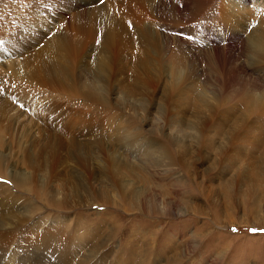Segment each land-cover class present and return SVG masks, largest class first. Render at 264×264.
Returning <instances> with one entry per match:
<instances>
[{"label": "rangeland", "instance_id": "374dc122", "mask_svg": "<svg viewBox=\"0 0 264 264\" xmlns=\"http://www.w3.org/2000/svg\"><path fill=\"white\" fill-rule=\"evenodd\" d=\"M116 1L118 0H0V70H3V65H7L3 63L10 60L34 61V54L44 49L52 38L65 34L66 31L76 33L84 22L81 16L91 26L92 15L96 11H105L108 7L117 8L116 12L122 16L131 41L138 44L141 51V54L134 58L140 63L136 66V76L111 68L108 71L110 74L104 77L97 66L96 47H101V39L106 29L102 25L96 27L99 36L96 35L93 46L90 45L93 31L91 28L89 31L88 28L81 27V24L80 30L86 29L85 41L88 39L89 43L86 49H78L75 55L78 62H69L74 71L72 77L76 81L82 78V83L89 88L97 86L98 83L103 86L106 96L105 92L101 93L107 104L96 102L94 95L89 96L93 97L92 100L80 98L82 106L73 101L69 102L66 98L59 99L57 95L53 97L56 101L59 99L56 102V107L59 108L56 116L62 121H71V118L76 116L74 111L82 116L88 113L95 123L103 120L106 138L101 136L104 133H98L103 152H99L96 146L86 141L90 138L86 139V136L80 134V138L77 137L71 128L53 129L44 122V118L37 123L38 128L46 133L52 146L58 138L65 142L72 141V135L74 141L81 140L84 143L85 149H92V159L94 156L100 159L91 160L87 167L91 172L90 176L77 156L70 155L66 150L62 151L55 164L52 159L47 158L48 155L43 158L52 162L50 173V168L36 155L42 144L37 145L32 135L25 132L22 133L23 139L19 140L17 132L14 133L8 125L13 123L6 124L5 120L2 121L5 122L1 127L6 133L0 138V154L16 160L14 171H22L23 175L31 176L32 182H37L38 173L42 179L43 176L46 180L49 178L48 184L52 182L50 185H54L60 197L70 193L69 178L63 180L67 172L80 173L88 179L92 192L94 189L99 190L100 181L97 178H100L102 173L98 175L97 172L101 166L105 169L107 155L117 154L115 151H119L116 146L118 137L126 135L130 140L139 138V143L146 142L151 155L144 152L139 156L149 169L139 171L135 180L140 182L138 185L142 189L144 179L149 180L155 191L153 196L159 200L160 205H169V208L165 215L152 216L144 214L141 210L128 212L123 206H120L123 209L120 210L116 209L118 207H104L101 203L92 205L89 201L78 208L74 207L71 200L61 209L49 207L50 205L43 203L37 196L34 197L33 193L19 191L4 174L2 176L6 177H0V181H4L0 182V211L3 212L2 206L6 199L4 197L10 193L15 195V199L20 198L17 200L19 202L12 201L19 205V209L36 208L32 220H40V223L22 222V225L13 231L14 234L17 233V238L14 237L15 244L10 247L9 252L16 253L17 249L14 248L21 242L20 234L25 232L23 235H27L31 232L32 225L40 229L50 227L51 230L56 227L57 231L64 233L61 245L67 242V237L76 227L95 230V225H103V229L100 228L99 232L97 230L99 239L87 242L86 248L89 250L98 246L100 254L108 258V264H113L116 258L122 257L128 261L131 258L133 264H150V261L151 264H264V154L261 155L264 153V146L260 155H249L248 152L256 149L252 142H249L248 146L241 140V137L248 136L244 129V111L220 110L229 109L239 98H233L221 88L216 77L205 71L183 78L174 85V80L166 74L165 63L159 61L158 48L154 44V41H157L159 46L168 43L165 36L169 33L162 21L159 18L156 21L157 17L152 15L148 5L143 9L138 8L136 0H122L121 4ZM251 5L248 4L247 7L250 8ZM211 9L208 6L201 12L202 22L205 16L211 13ZM262 13L264 14V11ZM262 17L264 20V15ZM34 21H38L37 27L33 26L32 29ZM137 25L148 28L151 26L159 38L155 40L154 33L138 28ZM250 27L252 28L253 24ZM174 35L187 40L185 34ZM174 35H169L170 50L176 48ZM126 61L124 59V62ZM190 67V63H185L184 69ZM145 68L150 71L149 76L153 80L146 78ZM241 68L239 62L230 67L235 77L229 81V91L238 89L240 85L244 87L241 96L246 90L254 91V79L259 80L264 89V72L249 71L248 75H245L241 73ZM194 88H197L198 92L192 94L191 90ZM128 91L133 94L128 96ZM209 103L214 104L212 112L208 111ZM222 103L224 106L218 108ZM27 110L29 111L30 107ZM230 113L231 120H227L226 115ZM36 114H27V123L25 121L23 124L28 126L29 120ZM92 118H88L87 122L91 123ZM235 125L242 126L239 133H234L231 138L230 129ZM64 127L71 126L66 124ZM249 133L250 137L255 139L260 133L264 136V128H252ZM24 138L27 141L22 148L18 141H24ZM253 139L250 141H254ZM144 155L147 156L141 159ZM120 158L131 157L122 154ZM134 160L136 159L132 158V161ZM100 161L102 163H99ZM136 163L142 164L139 161ZM128 164L129 162L126 166L123 165L121 172L132 181L131 175L128 174ZM55 172L57 175H54ZM93 172L96 175H92ZM93 201L99 202L96 198ZM162 211L161 206L160 212ZM26 212L24 215L28 216ZM66 222L70 224L68 229L62 226ZM107 223L119 228L117 237H114L116 239L109 245L113 253L101 248V242H98L110 236L109 228L104 227ZM84 230L81 229L80 233ZM130 234L131 239L139 243L138 247L126 243V236ZM73 243L78 245V242ZM133 248L136 257H131ZM10 253L6 254L7 258ZM84 253L77 259L82 260ZM153 260L157 262H152Z\"/></svg>", "mask_w": 264, "mask_h": 264}, {"label": "bare ground", "instance_id": "6f19581e", "mask_svg": "<svg viewBox=\"0 0 264 264\" xmlns=\"http://www.w3.org/2000/svg\"><path fill=\"white\" fill-rule=\"evenodd\" d=\"M116 2L121 4L122 0ZM133 2L135 1L133 0ZM135 3H137L138 8L143 9L148 5L152 15L155 18L157 17L156 21L158 18L162 21L169 35L185 34L187 36V40H185L178 35H174L176 48L173 50L169 48L171 45L169 35L165 36L168 41L167 44L165 42V44L162 43L159 46L157 41H154L158 48L159 61L165 63L166 74L171 77V80H174V85H176L177 81L196 76L202 71L211 73L216 77L223 90L230 93L233 98H239L229 109L220 110L244 111V129L248 136L241 137L242 135H240L242 138L240 139L248 146L250 145L249 142H252L256 149L253 152H248L249 155L252 157L260 155L262 146H264L263 132L255 139L250 137L249 132L252 128H260V126L264 128V119H262L264 116V89L260 81L254 79L252 80V87L255 90H246L241 96V91L244 87L240 85L238 89L229 91L231 88L229 81L235 77L230 71V67L238 62L239 65H242V74L248 75L249 71L258 70L264 72V20L262 17L264 15L262 13L264 11V0H136ZM161 3L163 4L160 5ZM248 4H252L250 8L247 7ZM208 6L212 8L211 13H208L202 22L200 18L201 12ZM116 10L117 8L108 7L105 11H96L92 15L91 26L81 16L84 22L80 26L88 28L89 31L91 28L93 31L90 41V45L93 46L95 45L96 35L99 33V30L96 32V27L102 25L106 29L103 32V39H101V47H96L98 55L97 66L101 69L104 77L110 74L108 71L111 68L136 76V66L140 65V63L135 59L138 54H141V51L139 50V45L131 41L126 24ZM252 19L255 20L253 21ZM38 21H34L32 29L34 28L33 26L37 27ZM252 24L253 27L251 28ZM80 26L76 33L64 30L66 31L65 34L52 38L44 49L34 54L35 58L32 62L10 60L3 63L7 65H3V70H0V138H3L6 133L1 130L2 123L5 121L6 124L12 122L14 125L12 123V125H8L11 126L14 133L17 132L16 136H18L19 140L23 139L22 133L25 132V134L32 135L37 145L40 146L42 144L39 152L38 150L36 151V155L40 159L46 158V155H48L47 158L52 159L53 164H55L58 158L61 157L62 151L66 150L70 155L77 156L79 162L83 163L86 173L90 176L91 172L87 170V167L91 160L100 159L98 156H94L92 159V149H85L84 143L81 140L74 141L72 135L70 136L72 141L65 142L63 139L58 138L57 142L52 146L46 133L38 128L37 124L44 118V122L53 129L66 130L71 128L77 137L80 138L78 135L80 134L86 136V139L90 138L86 141L91 143L92 146H96L99 152H103L100 146L101 140L98 136V133L102 132L104 135L101 134V136L106 138L105 134L107 132L103 130L106 127L103 120L95 123L88 113L82 116L77 115L76 111H74L76 116L70 117L71 121L68 122L62 121L61 118L56 116L59 110L56 107V102L60 98H66L69 102L73 101L82 106L80 98L92 100L93 97L90 98L89 96L94 95L96 102L107 104V101H104L105 97L101 93L105 92L106 96V90L103 86L98 83L97 86L89 88L82 83V78L76 81L72 77L74 71L69 66V62L71 60L78 62L75 58L78 49H86L89 43L88 39L85 41L86 29L81 31ZM137 27L148 29L152 34L154 33L151 26L148 28L147 26L137 25ZM158 38V35L154 33V39L157 40ZM124 59L127 61L124 62ZM185 63H190L191 67L184 69ZM144 71L146 78L153 80L149 76L150 71L147 68ZM191 91L192 94L193 92H198L197 88ZM128 93H130L128 96L133 94L131 91H128ZM54 95L59 97L57 101L54 100ZM212 102L214 103V101ZM221 106H224V104L218 105V108ZM29 107L30 110L28 111ZM207 108L208 111L212 112L214 104H207ZM26 113L33 115L37 113L32 120H29L28 126L23 124L25 121L27 123ZM231 116V113L227 114V120H231ZM88 118H92L91 123L87 122ZM3 120L5 121L2 122ZM66 124L71 127H64ZM241 126L235 125L231 127L229 133L231 138L234 133H239ZM132 139H128L126 135L118 137L116 146H118L119 151H115L117 154L106 156L108 158L107 163H105L106 166L104 165L105 169L101 166L97 172L98 175L102 173L101 177L97 178L100 181L99 190L94 189V193L88 185V179L82 177L78 172H67L63 180L69 178L70 193L58 197L59 191L54 185H50L52 182L50 184L47 182L49 178L46 180L43 176L42 179L41 174L38 173L37 182H32L31 176L23 175L22 171H14L16 160L8 158L5 154H0V177L8 176L9 180L14 183L15 188L23 193H33L34 197L37 196L43 203L50 205L49 207H59L61 209L64 205H68V201L71 200L74 207L78 208L89 201L92 202V205L101 203L104 207H118L116 209H126L128 212L136 209L152 216L165 215L169 205L159 204V200L153 196L155 191L149 184V180L144 179L143 189L138 185L140 182L135 180L139 171L149 169L145 167L146 163L142 162L143 160H140L139 156L144 154V152L151 154L148 150V145L145 144L146 142L139 143V138ZM252 139L254 141H250ZM26 141L24 138V141L21 140L18 143L23 148V144ZM122 154L131 158H120ZM146 156H141V159ZM132 158L142 164L136 163V160L132 161ZM257 158L255 157V159ZM52 162L42 160V163H46V166L50 168V173L52 172ZM127 162H129L128 168L130 171L128 174L131 175L132 181L126 177L125 173L121 172L123 165L126 166ZM99 163H102V161ZM6 164L8 165L6 166ZM76 173L77 175H74ZM244 173L245 175L247 174L246 172ZM4 174L6 176H2ZM54 175H57V172ZM92 175H96L95 172ZM133 180L135 181L133 182ZM7 189L9 190L10 188ZM14 196L8 193V196L4 197L6 199L4 200L5 204L2 206L3 212L0 211V264H108V258L100 254V250L97 249L98 246L89 250L86 248L87 242H95L99 239L97 230L99 232L100 228L103 229V225H95V230H84L83 227L74 228L64 245H61L64 233L57 231L56 227H53L55 230H51L50 227L40 229L36 225H32L30 226L31 232L27 235H23L26 234L25 232L20 234L21 242L14 248V250L17 249L16 253L11 254L9 249L15 244L14 237L17 238V233L14 234L13 231L17 230L22 225V222L40 223V220H32L36 208L24 207L23 210L22 208L19 209V205L15 202L20 198L15 199ZM94 198L99 202L93 201ZM13 200L15 202H12ZM120 206H123V209ZM161 206L162 212H160ZM24 210L27 211L28 216L24 215ZM255 211L258 212L259 210ZM62 226L65 229L70 228V224L67 222L62 224ZM104 227L109 228L110 236L108 239H100L98 242H101V248L112 252L109 245L116 239L114 237H117L119 228L108 223ZM87 228L89 229L90 227L87 226ZM81 229L84 230L83 233H80ZM131 237L132 234L126 236V243L133 247H138L139 243H136ZM73 242H78V245H74ZM132 250L131 252L128 251V253H131V257H136V251L134 248ZM82 252H85V255H82L84 258L78 260L77 257L81 256ZM7 253H10L8 258L6 257ZM122 258H116L113 264H133L131 258L129 261ZM155 261L157 262V260L152 262Z\"/></svg>", "mask_w": 264, "mask_h": 264}, {"label": "snow or ice", "instance_id": "6c2138e0", "mask_svg": "<svg viewBox=\"0 0 264 264\" xmlns=\"http://www.w3.org/2000/svg\"><path fill=\"white\" fill-rule=\"evenodd\" d=\"M0 182H4V181H0Z\"/></svg>", "mask_w": 264, "mask_h": 264}]
</instances>
